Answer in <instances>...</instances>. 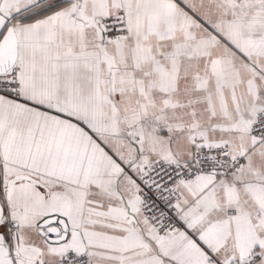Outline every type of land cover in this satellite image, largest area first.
<instances>
[{
  "label": "snow or ice",
  "instance_id": "obj_1",
  "mask_svg": "<svg viewBox=\"0 0 264 264\" xmlns=\"http://www.w3.org/2000/svg\"><path fill=\"white\" fill-rule=\"evenodd\" d=\"M0 264H264V0H0Z\"/></svg>",
  "mask_w": 264,
  "mask_h": 264
}]
</instances>
